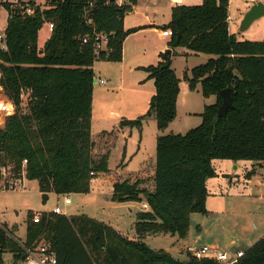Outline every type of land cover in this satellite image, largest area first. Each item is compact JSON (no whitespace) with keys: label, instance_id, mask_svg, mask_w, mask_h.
I'll return each instance as SVG.
<instances>
[{"label":"trees","instance_id":"1","mask_svg":"<svg viewBox=\"0 0 264 264\" xmlns=\"http://www.w3.org/2000/svg\"><path fill=\"white\" fill-rule=\"evenodd\" d=\"M134 3L46 0V7L41 8L30 2L31 16L21 14L9 2L1 3L9 19L8 50L0 49V86L17 112L0 129V183L4 170L12 180L36 181L45 204L51 193L88 194L91 173L109 172V154L99 160L92 154L94 64L122 61L124 41L137 30L124 28V18ZM228 19V0H203L200 5L173 8L171 22L164 27L172 32V49L183 47L212 57L190 75L185 73L183 80L191 91L200 85L202 96H215L216 103L205 107L199 127L184 135L157 138L153 191L140 189V181L114 184L113 202L149 207L137 214L138 240H129L86 215L42 213L40 222L34 223L29 213L24 242L14 227L0 225V264H7V253L13 256L12 264H24L22 243L27 248L48 246L58 264H222L191 254L182 261L150 248L143 239L148 235L185 239L191 215H208L206 183L217 176L213 161L264 163V41H239L230 32ZM48 23L54 29L40 48L39 32ZM96 34L107 36L104 50H96ZM145 71L156 88L149 110L121 126L141 129L146 118L153 116L158 130L165 131L177 117L181 80L171 61ZM226 89L234 108L219 119L221 92ZM234 264H264V236Z\"/></svg>","mask_w":264,"mask_h":264},{"label":"crops","instance_id":"2","mask_svg":"<svg viewBox=\"0 0 264 264\" xmlns=\"http://www.w3.org/2000/svg\"><path fill=\"white\" fill-rule=\"evenodd\" d=\"M115 1L118 5L131 4V0ZM201 3L202 1H200L198 4L200 5ZM195 5L197 4L192 3V0H135L132 11L125 16V30H135L138 28L139 32L138 34L134 35L130 34L124 41V57L122 58V61L119 62L118 68L114 70L113 78L110 77V81L103 77L98 78L99 85L105 88L101 89L99 92L94 91L93 98L91 135L92 140L95 144L93 151L94 157L97 159L96 155H99L101 147H107L108 145H110L104 153L109 154V172L105 173L108 176L107 178L110 180V185L108 184V192L105 193L104 191L98 189L97 192H92V194H90L95 202V210L92 211V214H83L80 212L79 208L72 210L70 213H67L66 210L63 209L64 212L67 214L66 216L71 217L86 215L99 222L111 226L129 240H138V238L131 239V237L133 236L138 237L134 228L137 220V214L143 211H148L149 209H142L144 208V203H141V206L138 208L135 207L137 206L135 204L138 203L113 202V186L117 180L111 178L110 174L117 173L122 176L123 174H125L127 175V179L132 180H146L149 177L151 182L154 183L153 180L155 177L156 163L154 164V156L149 155L147 153L146 145L148 146L149 142L145 137L143 127L146 124L153 123L155 121V118L153 116L146 118L141 129L121 126V122L134 121L147 114L151 98L155 95V82L154 80L149 79V74L146 71L141 73L137 72V80L138 78L139 80H151L153 82V86L150 82H148L146 84V90L142 91L143 94L139 95L137 89L136 96H132V98L126 103L125 107H119L120 100L118 98H113L112 94L115 93V90H122L123 87H125V74L132 76L134 74V71L137 69H145L152 65H157L159 62L164 61L165 55L163 54V52L166 50H170V61L172 63V68L178 78L181 80L180 94L177 101V110L179 111L180 102L183 101L184 105H186V107L189 109L187 111V119H190L194 116L199 117L201 119L200 116L206 106L203 107L202 111L194 112L191 110L194 99L193 95L201 94V87L199 85L195 91H191L189 89L188 83L183 80V77L185 73H188L190 75L191 70L201 64L199 63V61H195L198 59H203L200 58V55L205 54H194L190 52L187 48L183 47L172 49L170 46L171 38L163 36L162 33L163 31H165L164 29L162 30V32L159 30V27L166 26L171 22L173 8L178 6ZM139 9L143 11H139ZM249 9L250 7L246 9L242 16H244ZM132 15H135L136 18L134 20H129L128 17ZM158 20L160 21V23H157ZM228 22L230 25V17L228 19ZM156 32L160 34V37L163 39V41L157 43L155 42L154 44L152 35ZM48 39L49 37L47 38V40ZM205 57L206 58H204V62L212 58L209 55H206ZM179 71L181 73H179ZM117 74H119L120 78L118 82L119 85H117L115 80ZM100 80L105 81V83L100 84ZM100 95H102V97ZM210 98L206 99L209 100ZM177 118L174 122L169 125V127L165 131L158 130V132H156L155 137L153 139L156 141V145L157 138L159 136H162L161 134H174L171 127L175 124ZM177 130L178 131L175 134H182L180 132L181 129L177 128ZM95 137L97 138L95 139ZM100 139L103 142L102 144H99ZM109 139L111 140V143L108 142V145L105 144L107 143L106 141H108ZM113 148H115V150L118 149V156L120 159L117 163H115L114 167L112 165V157L114 155L112 153ZM137 155L138 158L140 156L141 158L138 159V164L133 167L132 164L134 160H136ZM215 161H213V163ZM227 165V167L225 166L226 170H229V168L231 169L232 167H234V171L239 170L240 167H244L246 170H249L247 171V175L245 176L246 178H249L247 179L248 182L246 184L247 186H250V184L254 183V188L250 189L246 193H233L231 191L228 193L225 191L224 187H227V185L231 186L232 184V180H229L230 174H228L226 170H223L220 174L216 173L218 174V177L222 178H212L210 180L208 179L206 183L208 189V197L206 200V208L208 210V215L204 217L206 218V221L198 223L195 228L192 229L190 217V229L188 236L185 239H181L178 236L164 235L166 237L171 236V239L173 238L174 240L171 242L169 249L160 250H164L171 254L174 258L184 261L187 260L188 254H191L190 250L192 249L201 248L203 246H209L219 251L234 253L235 246L238 242H241L242 240L247 242L249 244L247 247L248 249L264 236V163L251 162V169L246 168V164H243V161H230ZM98 175H103V173L97 174V176ZM97 176L94 180H92L91 184L94 183L98 187L99 184ZM226 183L228 184L226 185ZM50 195L56 194L51 193L49 194V197ZM71 195H75V197H77L78 199H82V197L84 196L83 194ZM65 199L66 197L64 198V204ZM72 205L73 202L70 205H67V207ZM241 207L244 210H250L246 212H251L255 214L258 224L255 226V233H249L245 229H242L241 235L234 239L232 238L231 228L223 224L222 219L224 218L226 213H235L237 208L239 209ZM124 208L128 209L127 213H129V216L127 215V213L119 211ZM209 218L213 220H208ZM129 219L131 224L129 223ZM220 221L221 224L219 223ZM1 224L3 225V223ZM4 224L7 225L9 228L14 227L16 229L15 234H17L20 230L17 224L13 226L8 225L7 223ZM129 224L130 228H128ZM150 236L158 235H148L144 239ZM25 239L26 235L23 241H25ZM240 239L242 240L240 241ZM247 249L241 248L237 249L236 251H246Z\"/></svg>","mask_w":264,"mask_h":264},{"label":"rangeland","instance_id":"3","mask_svg":"<svg viewBox=\"0 0 264 264\" xmlns=\"http://www.w3.org/2000/svg\"><path fill=\"white\" fill-rule=\"evenodd\" d=\"M3 2H9L10 4L15 5L17 4V0H0V36L2 37H4L5 35V30H6L8 19H9L8 11L1 4ZM199 2L200 0H192V3H195L197 5H199L198 4ZM258 2H262L264 4V0H258ZM36 4L40 6L41 8H45L46 0H36ZM253 5L254 4L252 3H247L245 0H228V15L231 20L230 25H229L230 31L232 34L236 36V38L239 41H251V42H263L264 41V17H261L257 19L256 21H254L248 29L246 30L242 29V20L245 16V15L244 16L242 15L248 7L251 8ZM139 11H143V10L139 9ZM135 18H136L135 15L128 17L129 20H134ZM157 23H160V21L158 20ZM164 27L165 26L159 27V30L162 32ZM126 30H130V29H126ZM131 30H134V29H131ZM138 32L139 31L137 28V30L133 32L131 35L138 34ZM50 35H51V32L48 31L47 25H44V27L39 33V45L41 48H43L44 43L46 42L47 38L50 37ZM152 38H153L154 44L155 42L157 43V42L163 41V39L160 37V34H158L157 32L153 33ZM5 40L6 38L3 40V43L6 42ZM167 51L168 50L164 51L163 54L165 55ZM205 56L206 55H200V58H203V59H198L195 62L199 61V63H201L199 65L205 64L207 62V61L204 62V58H206ZM118 66H119V63H111V62H103V61L95 62L94 64V70H95V79H94L95 88L94 89L95 90L94 91L99 92L101 89L105 88L99 85L98 78L103 77L110 81V77L113 78V72L114 70H116V68H118ZM144 71L145 69H137L134 71V74L132 76L125 74V82H124L125 87H123L122 90H119V89L115 90V93L112 94L113 98L115 99L118 98L120 100L119 107H122V106L125 107L126 103L132 98V96H136L137 89H138V95L143 94L142 91L146 90V87H147L146 84L148 82H150L153 86V82L151 80H148V79L139 80V78L137 80V72L141 73ZM179 73L181 72L179 71ZM115 80H116L117 85H119L118 83L120 80L119 74H117V77L115 78ZM100 96L102 97V95ZM193 96H194L193 97L194 99H193V103H192L193 106L191 110L194 112L202 111L204 106L213 105L215 104V101H216L215 97H211L209 100H207L201 94L193 95ZM28 98L29 96L25 97V104L29 100ZM188 110L189 109L186 107V105H184V102L183 101L180 102L179 111L177 110L178 118L176 117L177 120L175 124L171 127L174 134L177 133L178 131L177 128L181 129L180 132L182 133V135H184L190 130L195 129L201 125L202 118L200 119L199 117L194 116V117H191L190 119H187ZM24 111L25 112L29 111L26 105L24 106ZM4 128H5V125L4 126L0 125V129H4ZM143 129H144L145 137L147 138L149 142L148 146L146 145L147 153L149 155L154 156V164H155L156 163L155 162L156 161V141L153 139L155 137L156 132H158V128L154 121L153 123L144 125ZM161 135H167V134L163 133ZM96 138L97 137H95V139ZM106 142L107 143L105 144L108 145L109 143H111V140L109 139ZM102 143L103 142L100 139L99 144H102ZM108 146L107 147L103 146L100 148L99 155H96L97 160H99V158L105 155L104 153L108 149ZM112 153L114 154L112 157V165L114 167L115 163H117L120 160L118 156V149L115 150V148H113ZM92 154L94 157V152ZM140 158L141 156L138 158V155H137L136 160H134L132 164L133 167L138 164V159ZM229 162L230 161H226V160H216L213 163V167L216 173L220 174L222 173L223 170H226V167L228 166L227 164H229ZM243 164H246V168L251 169V162L243 161ZM233 168L234 167H232L231 169L229 168V170H226L227 173L230 174L229 180H232V184L230 186V185H227L228 183H226L227 187H224L225 191L228 193L230 191L233 193H239V192L246 193L250 189H253L254 183L250 184V186H247L246 184L248 182L247 179L249 178H246L245 176L247 175V171L249 170H246L244 167H240L239 170L234 171ZM112 174L115 177L114 179L117 180L116 182H123V181L128 180L131 183H135L137 181H140L141 182V185L139 186L140 189H146L148 191H152L154 189V183L151 182L149 177L146 180H138V179L132 180V179H127L126 178L127 175L125 174H123V176L117 173H112ZM6 175H7V180L10 179L9 181H13L10 178L9 171H7ZM97 177H98V184H99L98 187L94 183L91 184L92 190H90L88 194H84L82 199H78L77 197H75V195L69 196L71 201L73 202V205L69 207H67V205L64 204V198L66 196L50 195L48 201L44 204L42 202V194L39 191V186L36 181H28L24 179V187L17 188L15 190H6L2 182L0 184V225H2L1 223L3 224L7 223L10 226L17 224L20 230L18 231L16 236L18 239L24 242L23 239L26 235L27 216L29 213H33V215L35 213H39L41 216L42 213H50V212L55 211L56 208H59V209H62L61 210L62 215H67L63 209H65L67 213H70L72 210L79 208L81 213L90 215L92 214V211L95 210V202L92 199L90 194H92V192H97L98 189L107 193L108 184L110 185V180L107 178L108 176L105 173H103V175H98ZM217 178H222V177H218V176L214 177V179H217ZM94 179L95 178H93L92 180ZM133 203H137V202H133ZM135 205H137L135 207L139 208L141 206V203H138ZM142 209H145V208H142ZM119 211L127 213L128 209L124 208ZM246 211H250V210L248 209L244 210L242 207L239 209L237 208L235 213H226L224 218L222 219V223L227 225L229 228H231L232 238L234 239L241 235L242 229H245L249 233H255V226L258 224L257 218L255 217V214L251 212H246ZM127 215L129 216V213H127ZM204 217L205 216L201 214H193L191 216L192 229H194L198 223L202 221L205 222L206 218ZM211 218H215V217H211ZM211 218H209L208 220H210ZM129 223L131 224L130 219H129ZM219 223L221 224V221ZM130 224L128 225V228H130ZM135 238L137 239L138 237H134V236L131 237V239H135ZM173 240L174 239L173 238L171 239V236L166 237L164 235H158V236L147 237L146 239H144V243H146L152 249L159 251L160 249H164V250L169 249L171 242ZM241 240L242 239H240V241ZM132 241H135V240H132ZM248 245L249 244L247 242L242 240L241 242H238L236 244L234 252L237 249H241V248L247 249ZM4 260L7 264H12L13 263L12 254H8V253L5 254Z\"/></svg>","mask_w":264,"mask_h":264},{"label":"built area","instance_id":"4","mask_svg":"<svg viewBox=\"0 0 264 264\" xmlns=\"http://www.w3.org/2000/svg\"><path fill=\"white\" fill-rule=\"evenodd\" d=\"M203 1V0H200ZM247 3L257 4L259 3L258 0H245ZM23 3H18L13 6V8L18 9V12H20L23 15L31 16L34 13V8L31 6L30 2H35L36 0H22ZM37 5V4H36ZM89 23H91V20H88ZM48 27L49 32L52 33L54 29L53 23L46 24ZM164 37H172V32L170 29L163 31ZM4 37L0 36V49L2 51H7L8 47L6 45V42L3 43ZM96 40V50H104L107 45V36L103 34H96L95 35ZM88 42V37L84 38V43ZM105 81L100 80V84H104ZM17 112L16 105L8 99L6 96L3 88L0 86V125H5L6 120L10 117H13ZM27 164V160L24 161V165ZM4 178L1 181L3 182V186L6 190H15L17 188H23L24 187V179H18L9 181L7 180V170L3 171ZM91 176L93 178H96L97 174L92 172ZM111 178H115L114 175L110 174ZM0 183V184H1ZM72 203L71 199L69 197H66L65 199V205H70ZM145 209H149V207L145 204ZM62 209L56 208L55 211H53L56 214H61ZM41 220V216L39 213H35L33 216L34 223H39ZM21 247L23 249V252L26 256L24 263L25 264H58V258L54 251L50 250L48 246L44 244H39L37 247L34 248H27L24 246V244H21ZM191 255L196 259H210L217 261L222 264H234L236 263L240 258H242L245 254V251H236L234 253H229L226 251H219L214 248H211L209 246H203L201 248H196L190 250Z\"/></svg>","mask_w":264,"mask_h":264},{"label":"water","instance_id":"5","mask_svg":"<svg viewBox=\"0 0 264 264\" xmlns=\"http://www.w3.org/2000/svg\"><path fill=\"white\" fill-rule=\"evenodd\" d=\"M264 17V4L262 2H259L257 4H254L245 14L243 20H242V29L246 30L250 27V25L256 21L257 19ZM171 58V51L169 50L165 56L164 61H170ZM221 95L223 97V103L220 106L217 117L220 118H226L228 115V112L234 108L232 103V97L229 89H226L221 92Z\"/></svg>","mask_w":264,"mask_h":264}]
</instances>
